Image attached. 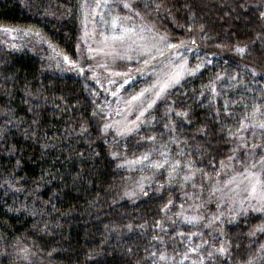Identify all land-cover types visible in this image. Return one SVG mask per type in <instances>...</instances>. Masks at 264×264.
I'll return each mask as SVG.
<instances>
[{
  "label": "trees",
  "instance_id": "1",
  "mask_svg": "<svg viewBox=\"0 0 264 264\" xmlns=\"http://www.w3.org/2000/svg\"><path fill=\"white\" fill-rule=\"evenodd\" d=\"M131 4L173 42L198 32L203 49L200 70L124 137L104 132L94 80L0 48V264H264V213L218 212L211 191L240 136L264 148V0ZM91 8L0 0V26L32 29L77 61Z\"/></svg>",
  "mask_w": 264,
  "mask_h": 264
},
{
  "label": "rangeland",
  "instance_id": "2",
  "mask_svg": "<svg viewBox=\"0 0 264 264\" xmlns=\"http://www.w3.org/2000/svg\"><path fill=\"white\" fill-rule=\"evenodd\" d=\"M124 3L130 4L131 7L124 8ZM97 4H99V7H97ZM119 5L123 7V11L119 10ZM91 6L92 8L89 9L85 17L83 34L78 46L77 61H72L69 58L65 60L66 56L62 55L58 49L32 29L25 30L0 26V48L10 50L29 49L35 54L43 55L50 66L55 69H62L69 74L85 76L90 80H94L98 84L99 89L97 99L100 103L99 113L103 119V130L107 134L112 133L114 138H121L139 128L144 122L147 113L153 109L169 90L200 70V63L196 60V57L195 59L193 58L196 51L203 49L198 43L200 34L196 32L193 37L183 39L180 42H173L170 38L171 36L168 34L159 32L137 19L135 20L132 16L134 10L131 0H107V4H105V0H91ZM102 13L109 14V22L105 25L107 28L105 30H100L97 26V18L101 20ZM113 17H120L119 23L125 27H132L134 25L137 32L141 28H144V35L148 36L151 42L156 44V49L158 50L154 49L151 52V56H154L155 59L151 60L147 66L144 64V60L147 57L139 56L136 45L132 44V40L135 39L134 36L131 39H125L123 42L112 40L104 42V36H111L113 34L111 27ZM124 17H131V19L125 20ZM5 29L8 31H5ZM148 29L152 31L148 32ZM115 34H120L119 27L115 30ZM160 36H166L167 40L160 41ZM168 44L179 45V47L169 48ZM89 49H92V51H89ZM160 52L163 55H160ZM122 56H131L132 59H120ZM176 71L181 72L178 84L167 89L158 99H155L154 96V92L158 91V89L150 91L140 101L133 102L129 110L125 101L129 100L132 95L141 89L150 87L158 79L163 81L166 78V74ZM117 72H128L131 79H129L127 84H124V80L127 77L114 75ZM109 81H115V83H109ZM113 92L117 94L113 96ZM151 99H155V104L152 108L147 109L141 120L137 122L138 127L123 135L118 134L121 129L133 127L131 122L136 120V116L139 114L141 108L146 107L147 102ZM106 123L113 125L107 131L104 129ZM253 145H258V147L253 148ZM261 154H264V148L257 143L247 141L245 136H240L234 142L229 156L232 159H227L222 167L216 186L211 190L214 198L213 202L218 207V212L224 209L226 214H228L229 212H227L225 206H229L230 212L232 211L234 214L241 211H254L253 209L261 207V203L257 199L245 198L247 193L243 190L244 185H241L238 189L235 184H226V181L231 176L237 172H242L245 165L254 163L260 158ZM257 170H259V166ZM142 185L143 180L140 178L131 189L130 195L132 198L140 197ZM213 189L219 190L213 191ZM241 201H243L242 204ZM254 212L264 213V211Z\"/></svg>",
  "mask_w": 264,
  "mask_h": 264
},
{
  "label": "snow or ice",
  "instance_id": "3",
  "mask_svg": "<svg viewBox=\"0 0 264 264\" xmlns=\"http://www.w3.org/2000/svg\"><path fill=\"white\" fill-rule=\"evenodd\" d=\"M105 4H107V0H105ZM97 7H99V4H97ZM124 8H130L131 5L128 3L123 4ZM139 15V13H137ZM120 17H113L111 21V27L113 29V34L111 36H104V42L106 43L108 40L112 41H121L123 42L125 39H131L132 36L135 37V39L132 40V44L136 45V50L138 52V55L141 57H147L144 60L145 66H147L151 60H154L155 57L151 56V52L156 49V44L152 43L151 40L149 39L148 36L144 35L145 29L141 28L139 32H137L135 26L133 25L132 27H125L123 24H120ZM125 20H130L131 17H124ZM119 27L120 29V34L116 35L115 30ZM5 31H8L5 29ZM148 32H151V29L147 30ZM160 41H165L167 40L166 36H160L159 37ZM183 43V42H181ZM131 47V46H130ZM169 48H177L179 45H173V44H168ZM238 51H243V49H237ZM89 51H92V49H89ZM160 55H163L162 52H160ZM128 59L131 60V56L127 57H120V59ZM68 57H65V60H67ZM182 67V66H181ZM81 71H83L81 69ZM140 71V69H138ZM114 75L117 76H124L127 77V79L124 80V84H127L129 79H131L130 73L128 72H117L114 73ZM181 78V72L176 71L174 73L166 74V78L163 81H160L159 79L152 84L150 87H146L144 89H141L139 92L135 93L130 97L129 100L125 101L126 106H128L129 110L131 109V105L135 101H140L147 93L154 89H158V91L154 92L155 99H158L161 97V95L169 88H171L173 85L178 84L180 82ZM109 83H115V81H109ZM123 87V85H121ZM117 93L113 92L112 95L115 96ZM155 99H151L147 102L146 107H142L141 110L139 111V114L136 116V120L132 121L133 127H127L125 129H121L118 134L123 135L126 132H131L135 127H138L137 122L141 120V117L144 116L145 112L147 109H150L153 107L155 104ZM113 125L111 124H105L104 129L107 131L110 127ZM260 128H264V123H260L258 125ZM149 139H154L153 137H150ZM258 147V145H253V148ZM143 160H147L148 156L144 155ZM229 159H232L229 157ZM140 162L139 160H133V161H127L129 164L133 163H138ZM156 168H162L164 165L161 163H154L153 165ZM221 166L223 167V162H221ZM259 166V170H257ZM171 175V173H169ZM185 179H188V177H185ZM226 184L232 185L235 184L236 187L239 189L241 185H244V192L247 193V196L245 197L246 199H257L261 203L260 208H255L253 209L254 211H264V154H261L260 158L256 160L254 163L248 164L244 166V169L242 172H237L235 175L231 176L227 181ZM219 189H213V191H218ZM147 195V193H144ZM243 201H241V204ZM219 206V205H218ZM198 219H201L200 217H193L192 221H196ZM216 219H219V217H216ZM260 231H264V226H260ZM195 249H193L194 251ZM218 252L220 254H224L227 252V248L221 246L218 249ZM153 255H155L153 253ZM212 254L209 253V256ZM164 257L162 256L161 259ZM187 258V257H185ZM247 264H252V261H248Z\"/></svg>",
  "mask_w": 264,
  "mask_h": 264
}]
</instances>
